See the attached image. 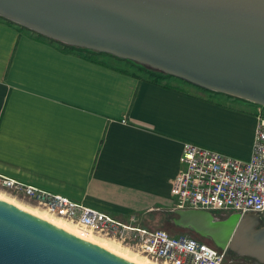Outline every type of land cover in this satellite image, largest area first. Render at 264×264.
<instances>
[{
	"label": "crops",
	"instance_id": "0c3cea01",
	"mask_svg": "<svg viewBox=\"0 0 264 264\" xmlns=\"http://www.w3.org/2000/svg\"><path fill=\"white\" fill-rule=\"evenodd\" d=\"M172 80L151 82L0 19V174L121 222L171 211L183 144L248 159L257 110Z\"/></svg>",
	"mask_w": 264,
	"mask_h": 264
},
{
	"label": "water",
	"instance_id": "95a60500",
	"mask_svg": "<svg viewBox=\"0 0 264 264\" xmlns=\"http://www.w3.org/2000/svg\"><path fill=\"white\" fill-rule=\"evenodd\" d=\"M0 18L55 42L264 107V0H0ZM219 250L264 261L257 216L171 211ZM251 232V231H250ZM0 264H132L0 201Z\"/></svg>",
	"mask_w": 264,
	"mask_h": 264
},
{
	"label": "built area",
	"instance_id": "2783aa9c",
	"mask_svg": "<svg viewBox=\"0 0 264 264\" xmlns=\"http://www.w3.org/2000/svg\"><path fill=\"white\" fill-rule=\"evenodd\" d=\"M251 155L236 158L193 143H184L181 170L170 188L171 211L199 210L213 215H264V107H257ZM0 190L22 197L50 217L75 226L121 248L163 264H223L228 250H216L186 236L150 230L134 217L121 222L63 195L23 184L0 174Z\"/></svg>",
	"mask_w": 264,
	"mask_h": 264
},
{
	"label": "rangeland",
	"instance_id": "374dc122",
	"mask_svg": "<svg viewBox=\"0 0 264 264\" xmlns=\"http://www.w3.org/2000/svg\"><path fill=\"white\" fill-rule=\"evenodd\" d=\"M89 56L94 57L95 59H102L104 61L111 62V64L117 65L121 69H125V70H128V71L134 72V73H139V74L143 75L147 80H149V81L152 80V78H150L147 74H145L143 72L137 71L136 68H134L130 64H127V63H124V62H118V61H116V60H114V59H112L110 57H107V56H98V55H94V56L89 55ZM95 56H97V57H95ZM170 79H168L167 81H169ZM171 82H173L174 84H176V87L178 89H183V90H186V91H191L193 93L199 94L200 96H207L208 98H212L215 95H220V94H217V93H213V92H210V91H206V90L199 89L197 87H191L187 83H185L183 81H180V80H177V79H175V81L172 80ZM158 83L161 84V85L162 84L163 85H166L167 84L166 81H164V80H161ZM221 96H225V98H229V96H226V95H221ZM229 99H236L237 100L238 98L230 97ZM251 106L253 108L254 107H256V108L259 107V106L255 105V104H251ZM17 203H19V202H17ZM19 204H21V203H19ZM37 210L38 211H42L39 208ZM157 213H159V212H155V213H153V215H156ZM215 216L218 219H224L225 218V216H223L222 214L220 215V213L219 214H216ZM260 216H263V215H260ZM263 220H264V218H263ZM169 223H172V219L170 220V218L167 219V221H165V222L163 221V223H162L161 226L159 225V227L157 226L155 228L162 229V230L166 231L168 234H173L174 233V237H176V238L181 237V236H187L188 238L191 237V239L194 238V236L189 235V234H187L185 232H181V231H173V233H171L170 228H169ZM259 229H264V225L262 227H260V228L257 227V226L254 227V229L251 232H249V233H252L254 230L257 231ZM194 239H196V238H194ZM230 252H231V254H227L226 255V259H225V261H224L223 264H264V261L262 259L257 258L255 256L245 255V254H241V253L240 254H237V253H234L233 251H230ZM132 253H135V254L139 255L140 257H143L142 255H140L137 252H132ZM152 262H154L156 264H163L161 262H155V261H152Z\"/></svg>",
	"mask_w": 264,
	"mask_h": 264
},
{
	"label": "bare ground",
	"instance_id": "6f19581e",
	"mask_svg": "<svg viewBox=\"0 0 264 264\" xmlns=\"http://www.w3.org/2000/svg\"><path fill=\"white\" fill-rule=\"evenodd\" d=\"M0 201L6 202L8 204H11L13 206H16L36 217H38L41 220H44L45 222H48L49 224L59 227L63 230H65L66 232L81 238L83 240H86L88 242H91L101 248H104L105 250L131 262L132 264H156L152 261H150L149 259L145 258V257H140L139 255L132 253L129 250L123 249L121 248L119 245H117L114 242H111L109 240L106 239H102V238H98L96 236H93L91 234L88 235H82L78 229L75 226H72L71 224L65 223L60 219H56L53 217H50L45 211H38L37 209H33V208H29L26 206H23L19 203H17L16 201H14L12 198H9L7 196H5L4 194L0 193ZM245 226V232H250L253 230L252 228V221L251 220H243L242 223Z\"/></svg>",
	"mask_w": 264,
	"mask_h": 264
},
{
	"label": "trees",
	"instance_id": "16d2710c",
	"mask_svg": "<svg viewBox=\"0 0 264 264\" xmlns=\"http://www.w3.org/2000/svg\"><path fill=\"white\" fill-rule=\"evenodd\" d=\"M0 19H2V18H0ZM2 20H4V19H2ZM5 21H6V20H5ZM6 22H7L8 24H10V25H13V26L19 27V26L15 25V24H13V23H11V22H9V21H6ZM19 28H21V27H19ZM21 29H23V28H21ZM36 35H37V34H36ZM37 36H38V37H42V36H40V35H37ZM42 38H44V37H42ZM45 39H47V38H45ZM47 40H49V41H51V42H54V43H57L58 45H60V46H61L64 50H66V51H74V52H77V53H86V54H88V55L107 56V57H110V58H112V59H114V60H116V61H118V62H124V63L130 64V65H132L134 68H136L137 71H139V72H143V73L147 74L150 78H152L151 82H154V83H158V82L161 81V80L166 81V80H168V79H170V78L172 79L171 76H168L167 74H164L163 72H160V71H158V70L151 69V68L146 67V66H143V65L136 64V63L131 62V61H123V60H119V59L114 58V57H112V56H110V55H107V54H102V53H97V52L90 51V50H87V49H82V48H77V47L67 46V45H64V44H61V43L55 42V41H53V40H50V39H47ZM102 64H103V63H102ZM104 65H105V64H104ZM123 73H127V71H123ZM217 94H218V93H217ZM229 98H230V96H229ZM238 100H239V99H238ZM173 217H174V216L172 215V213H171L170 211H168V212H167V211H166V212L162 211V212L157 213L156 215H153V213H151V214H149V215H147V216L145 217L144 224H143L142 227H145V228L150 229V230L158 229V228H155V227H157V226L159 227V225L161 226L162 223H163V221L165 222V221H167V219H169V218H170V220H171ZM169 228H170L171 233H173V231H181V232H185V233H187V234H189V235L194 236V238H196V239H194V238H192V239H194V240H196V241H198V242H200V243H205V244H207L208 246H210V247H212V248L218 250V249L214 246V244H213V242H212L211 240H205V239H203V238H200L198 235L194 234L193 232L185 231V230H181V229L175 227L172 223H169ZM159 230H162V229H159ZM163 231H164V230H163ZM165 232H166V231H165ZM166 233H167V232H166ZM167 234H168V233H167ZM168 235H169L170 237H174V233H173V234H168ZM186 237H187V236H186ZM190 238H191V237H190ZM227 254H231V252L228 250Z\"/></svg>",
	"mask_w": 264,
	"mask_h": 264
},
{
	"label": "flooded vegetation",
	"instance_id": "af4514ba",
	"mask_svg": "<svg viewBox=\"0 0 264 264\" xmlns=\"http://www.w3.org/2000/svg\"><path fill=\"white\" fill-rule=\"evenodd\" d=\"M227 216L225 215V218H226ZM224 218V219H225ZM263 218H264V215L263 216H257L256 217V221H257V227H262L263 225H264V220H263ZM204 239V238H203ZM205 240H208V239H205Z\"/></svg>",
	"mask_w": 264,
	"mask_h": 264
}]
</instances>
